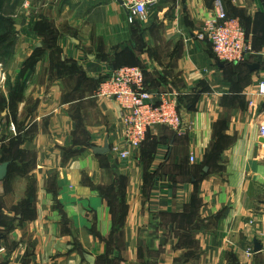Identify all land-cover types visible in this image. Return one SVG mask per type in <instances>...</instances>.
Returning a JSON list of instances; mask_svg holds the SVG:
<instances>
[{
  "label": "crops",
  "instance_id": "1",
  "mask_svg": "<svg viewBox=\"0 0 264 264\" xmlns=\"http://www.w3.org/2000/svg\"><path fill=\"white\" fill-rule=\"evenodd\" d=\"M215 1L251 40L246 63L215 60ZM31 2L35 44L1 114L19 142L0 144V264H263L264 0H158L132 23L116 0ZM122 67L177 94L181 118L124 160L118 104L96 94Z\"/></svg>",
  "mask_w": 264,
  "mask_h": 264
},
{
  "label": "built area",
  "instance_id": "2",
  "mask_svg": "<svg viewBox=\"0 0 264 264\" xmlns=\"http://www.w3.org/2000/svg\"><path fill=\"white\" fill-rule=\"evenodd\" d=\"M119 1L129 23H132L133 17L145 19L147 9L158 2ZM24 7L27 9L28 4L25 3ZM214 10L216 16L205 22L203 32L215 60L221 64L246 63L253 53V47L239 20L229 17L219 1L214 2ZM259 89L260 93L264 94V83L260 84ZM96 94L118 104L124 125L123 142L126 148L118 154L121 160L128 157L129 149H137L142 145L149 130L168 128L178 131L181 126L177 94L147 91L144 72L139 67L112 70L100 79ZM11 129L14 130L13 127ZM258 134L260 138H264V122L259 125ZM260 252L263 253L264 259V247H261Z\"/></svg>",
  "mask_w": 264,
  "mask_h": 264
},
{
  "label": "rangeland",
  "instance_id": "3",
  "mask_svg": "<svg viewBox=\"0 0 264 264\" xmlns=\"http://www.w3.org/2000/svg\"><path fill=\"white\" fill-rule=\"evenodd\" d=\"M13 1H15L14 14L9 18L7 25H3L2 27H0V39L3 38L8 40L6 44L0 46V53L2 52L3 49H6L7 60L9 61L6 67H3L0 64V126L1 127L3 126L2 121L6 117L1 115L6 109V103L4 99V95H5L4 89L9 91L10 94L12 93L14 95L13 97L15 100L14 102H11V106L12 105L14 106V103L17 104V101H19L20 86L17 84L19 83V79L23 75L21 76L18 68L17 69L13 68V64L15 63V61L19 63L25 60L26 55L23 53L25 45L34 46L35 44L34 43L35 40L33 37L26 38L28 36L27 35L28 32L25 29L26 8L24 7L25 3L27 2L30 3V4L27 3L29 5L27 8V12L31 17L33 15L32 9L36 8L34 5H32L34 3L31 2L32 0H12V2ZM33 2H35V0H33ZM35 53L36 52H33V55ZM32 60L35 59L33 58ZM4 130L5 129H3V133L0 135V144H3L4 140L10 137V134L11 135L14 134L16 128L14 127V130L8 128L7 135H5ZM12 138L17 139V141L13 142V140L10 139L8 144L11 147L13 144H18L19 142L18 138L14 137L13 135ZM12 153H13L12 149H9V156L7 155V153H3L2 154L3 159L11 157V155H13Z\"/></svg>",
  "mask_w": 264,
  "mask_h": 264
},
{
  "label": "trees",
  "instance_id": "4",
  "mask_svg": "<svg viewBox=\"0 0 264 264\" xmlns=\"http://www.w3.org/2000/svg\"><path fill=\"white\" fill-rule=\"evenodd\" d=\"M14 10H15V1L12 2V0H0V27L8 24V20L14 14ZM7 41H8L7 39H3V38L0 39V46L6 44ZM6 53H7L6 49H3L2 52L0 53V64L3 67H6L9 62L7 60Z\"/></svg>",
  "mask_w": 264,
  "mask_h": 264
},
{
  "label": "water",
  "instance_id": "5",
  "mask_svg": "<svg viewBox=\"0 0 264 264\" xmlns=\"http://www.w3.org/2000/svg\"><path fill=\"white\" fill-rule=\"evenodd\" d=\"M116 1L121 5L119 0H116ZM257 67L258 66L251 65V66H249V69L252 71ZM260 143L264 144V138H260ZM91 151L95 155H97V154L103 155V154H106L109 152V146L107 144H105V146L102 148L92 147ZM8 166H9L8 162H3V163L0 162V182L3 181L5 179V177L7 176ZM0 250H1V239H0ZM260 250H261L260 244L256 241H254L253 242V251L255 253H257Z\"/></svg>",
  "mask_w": 264,
  "mask_h": 264
}]
</instances>
